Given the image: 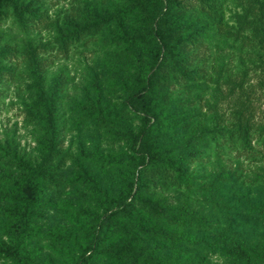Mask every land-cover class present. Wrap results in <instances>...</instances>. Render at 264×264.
I'll use <instances>...</instances> for the list:
<instances>
[{
  "label": "rangeland",
  "instance_id": "1",
  "mask_svg": "<svg viewBox=\"0 0 264 264\" xmlns=\"http://www.w3.org/2000/svg\"><path fill=\"white\" fill-rule=\"evenodd\" d=\"M39 1L44 12L40 21L23 27L9 16L0 26V42L10 45L12 53L9 59L13 67V73L0 83V189L13 187L11 178L19 174L8 162L9 148L16 145L18 150L32 158L39 156L38 126L35 120L26 117L23 110L24 102L31 99V91L27 88L30 76L24 46L28 39L34 43L49 42L45 52L40 53L50 61L45 66V85L50 84L54 75L60 74L63 79L58 102L62 178L59 185H48L38 206L40 215L34 222V231L25 242L35 264H66L65 252L60 248L64 246V250L75 252L80 245L87 244L91 219L80 210H95L96 204L86 185L72 183L73 159L78 156L79 148L104 154L128 150L125 139H116L113 133L115 126L93 124L77 108L76 103L85 92L92 94L88 85L92 74H97L102 85V99L110 116L133 129L141 120L125 102L126 92L120 78H128L130 56L121 43L112 40L109 27L103 28L93 38L72 44L65 55L58 53L54 42L55 25L78 13L84 1L111 8L120 0ZM187 1L190 5L187 16L206 23L202 39L189 55L192 65H197L199 71L192 80L179 77L170 83L164 104L167 112H187L190 116L175 122L177 132L160 129L159 138L167 146H177L185 151L195 149L201 153L186 165L192 175L187 184H173L170 174L156 176L149 185V191L172 206L190 207L213 224L209 228L184 227L180 230L199 243L174 246L154 236L143 237L142 242L168 258H173L178 252L181 264H198L201 257L206 259L204 264H239L230 253L234 239L243 243H264V215L252 208L264 203V133L253 129L250 150H242L238 143L233 142L215 145L204 137L188 142L186 137L195 128L207 125L214 113L221 117L220 124L226 125L240 107L251 117L253 125L264 123V48L254 30H235L236 14L243 11L246 0H222L220 28L205 18L197 0ZM86 163L99 176L103 186L110 188L113 194L119 192L123 178L115 165ZM217 174L222 178L216 179L217 190L213 191L209 189V182ZM7 204L8 201L0 199V242L6 241L14 229L13 218L2 210ZM79 224L81 226L77 228ZM54 228L70 230L74 239L67 245L56 241L49 237L47 231ZM119 239L122 236L118 232L107 243L116 244ZM0 264L14 263L0 256ZM95 264L111 263L102 261Z\"/></svg>",
  "mask_w": 264,
  "mask_h": 264
},
{
  "label": "trees",
  "instance_id": "2",
  "mask_svg": "<svg viewBox=\"0 0 264 264\" xmlns=\"http://www.w3.org/2000/svg\"><path fill=\"white\" fill-rule=\"evenodd\" d=\"M197 1L205 18L220 28L222 0ZM189 6L186 0H120L111 8L84 1L78 13L64 18L54 27V42L62 55L72 44L93 38L103 28L109 27L112 40L121 43L130 56L128 78H120L126 92L124 100L141 120L133 129L110 116L102 99V85L97 74H92L88 83L92 94L85 92L76 103L77 108L93 124L115 126L113 133L116 139H125L128 150L104 154L79 148L78 156L73 159L72 183L86 185L96 204L95 210H80L91 219L87 244L80 245L75 252L64 250V246L60 248L65 252L66 264L102 261L111 264H181L178 252L173 258L161 256L155 248L142 242L143 237L154 236L174 246L182 243L191 245L200 241L181 232L182 228H209L213 224L190 207L172 206L149 191V185L156 176L170 174L173 184H187L192 175L186 165L201 153L195 149L185 151L177 146H167L159 138L160 129L177 132L175 122L190 116L187 112H167L164 104L170 83L179 77L192 80L199 71L197 65H192L189 55L202 39L206 23L197 18L190 19L187 16ZM9 16H13L19 25L28 27L40 21L44 12L39 0H0V26ZM236 22L237 32L244 28L254 30L264 48V0H246L243 11L236 14ZM48 43H34L28 39L24 46L30 76L27 88L31 91V99L24 102L23 110L26 117L35 120L38 126L39 156L32 158L18 150L16 145L9 148L8 162L19 174L11 178L13 187L0 189V199L8 201L2 210L14 220L9 238L0 242V256L14 264H35L34 257L26 250L25 241L34 231V222L40 215L38 206L48 185H59L62 178L58 102L63 79L57 74L51 77L48 86L45 85V66L50 61L40 53L45 52ZM11 53L10 45L0 42V83L13 73L9 59ZM244 111L243 107L237 108L232 120L224 126L220 124L221 117L214 113L207 125L189 133L187 141H198L204 137L215 145L233 142L238 143L242 150H250L253 129L264 133V123L253 125L251 117ZM87 161L115 165L123 178L119 192L113 194L110 188L103 186ZM218 178H222L220 174L210 180V190H217ZM252 208L264 215V203ZM47 231L49 237L65 245L74 239L70 230L54 228ZM118 232L122 239L116 244L107 243ZM233 241L230 253L239 264H264V243ZM205 261L201 257L198 264Z\"/></svg>",
  "mask_w": 264,
  "mask_h": 264
}]
</instances>
